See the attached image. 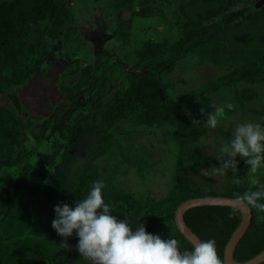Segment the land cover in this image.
I'll return each mask as SVG.
<instances>
[{
    "label": "trees",
    "instance_id": "trees-1",
    "mask_svg": "<svg viewBox=\"0 0 264 264\" xmlns=\"http://www.w3.org/2000/svg\"><path fill=\"white\" fill-rule=\"evenodd\" d=\"M198 1L216 2V10L220 14L208 19L198 17L195 21L183 18L182 34L167 48L162 42L148 39L144 29L152 18L153 0H140L138 10H134L133 0H113L114 6L120 8L115 34L126 38L133 32L132 29L141 31L137 33L141 35L138 41L143 39L136 54L137 63L128 65L113 54L98 66L83 67L82 79L78 84L69 88L58 85L64 95L61 102L56 103L51 112L47 111L45 121L37 123L30 119L29 113L27 114L21 94L23 91L25 93L28 87L27 81L41 73L46 65L53 67L55 64V57L58 56L55 42H67L74 34L72 1L0 0V233L2 223L10 218L14 211L16 215L19 206L28 200L27 190L30 191L29 189L38 183L40 188L48 183L53 167L61 158L63 160L70 141L82 134L81 124L84 120L85 127L90 121L95 124L97 117L99 128L92 135L98 147L108 140V147L112 146L115 141L106 134L121 119L129 120L135 117L138 124L145 126L143 131L146 127L159 128L163 123L172 128L171 135L175 138L176 149L173 148L171 155L173 167L169 168L170 186L162 198L147 197L144 200L133 191L114 186L113 183L106 185L102 190L105 202L111 206L112 214L120 219L127 218L134 229L141 223L146 226V231L157 234L162 227H167L170 231L166 239L173 236L180 242L181 250L190 251L193 245L177 230L173 220L174 209L182 201L204 195L235 197L236 194H243L247 190H256L257 186L251 184L253 176L249 173L250 166L244 163L245 159L237 165L239 171L236 176L243 181L240 185L232 183L233 172L229 170V185L223 192L201 190L190 175L191 166H196L200 157H194L193 150L188 146V141L193 138L194 133L185 129V126L186 112L191 104L208 100L223 88H234L239 84L258 85L264 82V47L256 48L240 66L224 69L222 76L217 80H208L176 98L171 96L165 76L189 52L209 40L217 41L221 48L219 52L228 53L230 45L213 34L220 26L226 30L236 28V31L240 32L245 28L243 22L252 26L258 20L261 28L256 33L257 42L264 45V2L256 6L260 0H249L245 3L247 5L242 7L239 3L238 6L235 5L236 0L234 4L231 3L233 0ZM123 9L130 10L129 19L122 17ZM177 11L180 13V9ZM218 17L221 19L217 20ZM238 41L239 38L232 40ZM229 43L232 44L231 41ZM67 55L74 59V65L67 71H62L60 78L64 77L66 72L75 73L80 68L74 57L76 55ZM113 58L119 61L115 62ZM227 59L230 60V57ZM127 66L136 71L129 72ZM116 67L129 74L128 87L123 93H116L109 100L103 101L102 96L108 89V81ZM246 92L248 98L253 97L254 92L251 89H246ZM84 99L85 104H82ZM86 113H89L92 119H86ZM195 132L202 135L198 130ZM90 149L91 144H88L83 149V154H89ZM140 160L139 173L142 179L146 180L151 176L152 170L148 160H144V157H140ZM73 163L74 167L68 172L67 185L63 192L64 201L69 205L85 198L92 182L98 178L96 167L90 159L83 158ZM48 177L46 184L42 182ZM255 177L264 182V175ZM250 208V223L233 253L234 259L240 262L264 249V220L258 218L264 213L254 207ZM240 216V211L235 207L205 205L189 208L184 214V220L201 241H216L217 255L223 262L224 246L237 227ZM11 218L14 219L13 216ZM9 222L10 220L7 221ZM17 223L16 221L15 224ZM24 227L25 225L14 235H0V264H68L71 258L76 256L75 244L78 237L75 234L69 237L67 243L73 247L64 248L61 244L65 242V238L50 229L49 239H40L42 235L39 236L37 232V240L49 243L62 238L63 241L56 247L53 246L52 251L42 250L35 259H24L23 254L28 250L24 246L35 247L32 239L27 241L28 237H23L26 234H22ZM30 241L33 243H29ZM9 243H12V248ZM259 264H264V261Z\"/></svg>",
    "mask_w": 264,
    "mask_h": 264
},
{
    "label": "rangeland",
    "instance_id": "rangeland-1",
    "mask_svg": "<svg viewBox=\"0 0 264 264\" xmlns=\"http://www.w3.org/2000/svg\"><path fill=\"white\" fill-rule=\"evenodd\" d=\"M71 1L72 25L75 32L67 42L62 40L59 43L58 41L55 42V46L57 45L56 47L61 53L76 55L74 57L80 65L77 72L65 74L68 85L80 82L82 77L80 72L85 63L96 59L97 54L101 55L100 57H104L107 53L117 55L128 65L137 63L136 54L143 42V39L138 41L141 37L140 34H137L141 32L139 30L132 29L133 32L126 38L116 34L112 37L113 40L109 38L100 46L95 41L93 43L92 39L88 40L90 29L96 28L94 21L102 24L108 35H113V32L117 30L120 8L114 6L113 0ZM236 1L237 3L235 0L231 3H235L237 6L240 4L244 7L247 5L245 4L246 1L249 0ZM139 2L140 0H133L134 10L139 9ZM153 2L152 18L148 23L149 25L144 29L148 39L162 42L167 48L182 34L183 26L181 23L183 18L195 21L198 17L208 19L220 14L216 10V2L213 3L212 1L205 3L198 0H153ZM178 9H180V13L177 11ZM121 14L124 19H129L130 10L123 9ZM243 23H245V28L241 29L242 32L240 30L241 33L236 31V28L226 30L223 26H220L213 33L230 45L228 53L219 52L221 48L217 41L209 40V42L198 45L177 63L174 69L165 76V83H168L167 88L172 97L176 98L188 89L196 88L208 80H217L219 76H222L224 69L240 66L246 57L255 52L256 48L264 47L257 42L258 37H256V33L261 28L259 26L260 21H255L252 26H247V22ZM142 34H144L143 31ZM238 38L240 41L232 42L233 39ZM230 41L232 44L229 43ZM85 56L87 59L84 60L83 57ZM228 57L230 60L227 59ZM215 58L217 59L215 60ZM65 69L66 67H63L61 71ZM117 71L121 72L118 68ZM121 74L125 75L122 72ZM111 80L114 84L113 89L103 101L109 100L116 93H123L128 87V76L124 79L114 75ZM244 89L245 91H242ZM246 89H251L254 92L252 98L247 97ZM82 112L84 113V110ZM209 113L214 114L218 120L214 128L207 125ZM186 115L185 129L194 133L193 138L188 141V146L193 150L194 157H200V162L198 161L196 166L190 168L192 180L203 191L223 192L229 185V172L225 175H219L213 169L220 166L219 160L223 156V147L228 146L232 132L238 123L264 124V82L258 85L239 84L234 88H223L212 98L191 104ZM88 117L92 119L89 113H86L85 118ZM97 119L95 124H91L90 121L85 127L86 121L84 120L81 124L83 127L82 134L75 136L70 141L63 160L61 158L53 167L54 169L51 171L53 173L49 175L48 183L46 184V181L49 177L42 181L46 184L43 187L40 188V183H38L33 185L29 189L30 191L27 190L28 200L19 206L16 215L15 211L12 213L14 219L11 216L2 223L0 235L3 236L5 234L6 236L14 235L18 233L17 230L25 225L22 234H26L23 237H28L27 241L32 239L35 247L24 246L28 249L23 254L24 259H35L42 250L52 251L53 246L56 247L63 241L62 238H57L54 242H39L40 240H37L36 235L38 232L39 236L42 235L40 239H49L50 229H53L51 223L55 217L54 207L57 204L65 203L63 192L67 185L68 172L72 171L75 161H80L83 158L90 159L92 165L96 167L98 177L96 181H103L104 188L113 183L114 186L133 191L144 200L147 197L160 199L166 194L171 182L169 168L173 167L171 155L174 152L173 148L176 149V142L171 135L172 128L170 125L163 123L159 128L149 129L146 127L143 131L145 126L138 124L135 117L129 120L121 119L106 134L115 141L112 146L108 147V141H110L108 140L101 147H98L94 143L96 141L92 135L99 128V118L97 117ZM196 130L202 135L197 134ZM88 144H91L90 153L83 154L82 151ZM140 157L148 160L151 170L154 171V173L151 171V176L146 180L142 179L139 173ZM236 159L239 163L245 158L238 155ZM249 173L252 176L260 177L264 175V168L259 169L255 174ZM31 214L34 215L31 216ZM9 220L10 222L7 223ZM16 221L17 224H15ZM5 224L7 227L4 226ZM168 231L170 230L167 227H162V230L157 234L166 239ZM31 241L29 243H33ZM9 245L12 248V243ZM68 264H86V262L81 259L76 251V256L71 258Z\"/></svg>",
    "mask_w": 264,
    "mask_h": 264
},
{
    "label": "clouds",
    "instance_id": "clouds-1",
    "mask_svg": "<svg viewBox=\"0 0 264 264\" xmlns=\"http://www.w3.org/2000/svg\"><path fill=\"white\" fill-rule=\"evenodd\" d=\"M217 123L216 116L209 113L207 125L214 128ZM222 151L220 166L213 171L225 175L231 169L232 183L240 185L243 181L236 176L238 155L245 158L244 163L253 174L264 168V124L238 123ZM251 184L257 186L256 190L236 194L235 198L264 213V182L253 176ZM103 188V181H93L85 198L74 205L62 203L54 207L51 226L65 238L61 246L73 247L67 239L75 234L78 237L75 249L86 264H223L214 239L202 240L189 251L181 250L180 242L173 236L165 239L146 231L144 224L134 229L127 218L112 214L110 204L104 200ZM258 218L264 220V215Z\"/></svg>",
    "mask_w": 264,
    "mask_h": 264
},
{
    "label": "flooded vegetation",
    "instance_id": "flooded-vegetation-1",
    "mask_svg": "<svg viewBox=\"0 0 264 264\" xmlns=\"http://www.w3.org/2000/svg\"><path fill=\"white\" fill-rule=\"evenodd\" d=\"M94 24H95L96 28L94 29V27H92L90 29V36H89L88 40L92 39L93 43L95 41V43H97L99 46L105 40H107L109 38H111L113 40L112 37H114V35H116L115 32H113V35H108L106 33L105 28L102 26V24H99L96 21H94ZM111 55H113V54L107 53L104 57H100L101 55L97 54L95 57L96 59H93L91 62L87 61L88 63H85L84 67H86L87 65H90L91 67H94L96 65L98 66L99 64H102L105 59H108V57ZM83 59L85 60V59H87V57L85 56V57H83ZM113 60L115 62L119 61L115 58H113ZM55 61L56 62L53 65V67L50 65H46L44 70L41 73H38L37 75L32 77L29 81H27L26 85H28V87L25 90V93L23 91L21 94V98L24 100V106L27 109V111H26L27 114L29 113L30 119L31 120L34 119V122H37V123H42L43 121L46 120L44 117L47 114V111L49 108L48 105H55V98H57V96L59 95V92L62 94V92L60 91L61 89H60V87H58V85H63L66 88H69L72 86V85H68L66 83V77H65L66 75L64 77L60 78L59 74L62 72L61 68L66 67V69L64 70V72H65V71H67L68 68L73 67L74 59H72L66 53H61L60 51H58V56L55 57ZM122 61L125 62L123 59H122ZM62 64H63V66H62ZM56 66H58V67L55 68ZM117 68L118 67H116L113 70L115 72V74L112 73L111 78H113L114 75H118L124 79L128 76V79H130L129 74H127L125 71H122L121 69L118 68L122 73L125 74V75H122L121 72L117 71ZM126 69L129 72L136 71L135 69H132V67H128V66L126 67ZM66 73H69V72H66ZM111 78L108 81V85H109L108 89L106 90L105 94L102 96L103 100L108 95V93L111 91V89H113L114 84L112 83ZM81 79H82V77H81ZM78 83L79 82H76L74 85H76ZM120 83H121V81H120ZM63 96L64 95L62 94V98H63ZM59 102H61V101H59ZM59 102H57V104ZM82 102H83L82 104H85V99ZM69 104L71 105V103H69ZM36 113H37V117H36ZM33 114H34V116H32ZM31 117H33V119ZM38 119H39V121H38Z\"/></svg>",
    "mask_w": 264,
    "mask_h": 264
},
{
    "label": "water",
    "instance_id": "water-1",
    "mask_svg": "<svg viewBox=\"0 0 264 264\" xmlns=\"http://www.w3.org/2000/svg\"><path fill=\"white\" fill-rule=\"evenodd\" d=\"M264 0H260L256 6H259ZM58 98L55 99V104L62 100V95L59 92ZM48 111L51 112V109L54 105H48ZM39 112V111H38ZM34 116V114L32 115ZM37 117V113H36ZM33 119V117H31ZM34 121V119L32 120ZM205 205H222V206H231L235 207L240 211V221L235 228V230L230 235L227 240L224 249H223V262L224 264H259L264 261V249L258 252L253 257L245 261H237L233 257L234 249L238 241L241 239L245 233L250 220H251V208L246 204L239 203L235 197H229L224 195H204L188 198L182 201L175 209L173 214V220L177 230L193 245L199 243L200 238L189 228L184 220L185 212L192 207L196 206H205Z\"/></svg>",
    "mask_w": 264,
    "mask_h": 264
}]
</instances>
